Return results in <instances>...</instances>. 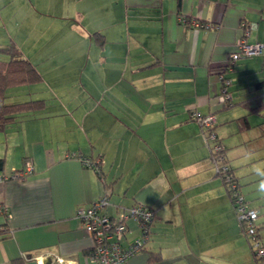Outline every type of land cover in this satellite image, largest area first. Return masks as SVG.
I'll return each mask as SVG.
<instances>
[{"label":"crops","instance_id":"0c3cea01","mask_svg":"<svg viewBox=\"0 0 264 264\" xmlns=\"http://www.w3.org/2000/svg\"><path fill=\"white\" fill-rule=\"evenodd\" d=\"M241 38L264 46V0H0V47L16 46L40 75L5 89V103L28 107L0 126V264H94L74 213L104 193L110 216L133 203L153 210L128 264H256L191 119L214 116L241 188L245 178L259 189L264 50L235 63L231 99L218 98L217 73ZM27 161L33 172L10 178ZM256 195L247 207L262 223ZM126 226L130 242L139 231Z\"/></svg>","mask_w":264,"mask_h":264},{"label":"built area","instance_id":"2783aa9c","mask_svg":"<svg viewBox=\"0 0 264 264\" xmlns=\"http://www.w3.org/2000/svg\"><path fill=\"white\" fill-rule=\"evenodd\" d=\"M264 46L255 43L249 44L244 38L237 40L235 49L229 54L226 64L217 75V80L222 83L221 92L218 96L221 103L230 101L231 93L228 88L231 79L227 75L233 72L235 63L246 57L260 55ZM191 118L205 131V139L212 141V150L218 152L221 146L215 142V134L211 130L215 122L213 115H202L196 111L192 112ZM86 167L95 171L99 169V160L81 159ZM214 162V161H213ZM215 165V173L218 164ZM222 170L226 167L222 166ZM33 172V166L27 161L23 170L13 171L10 178H25ZM7 178H0L4 180ZM235 185L231 188L234 189ZM235 191H233V195ZM111 196L105 193L88 207H77L74 213L75 219L83 228L91 240L88 259L94 264H127L129 259L140 252L149 240V230L153 222L154 213L150 207L133 203L118 211L117 216L108 215L104 208L110 203ZM234 206L239 221L243 223L244 234L254 235V222L257 218L255 209L247 208L241 196H235ZM133 220L138 228L139 236L128 242L125 239L127 233L126 222ZM256 256L264 257V247L258 243L254 244ZM62 263L57 258L56 264ZM264 264V263H261Z\"/></svg>","mask_w":264,"mask_h":264},{"label":"trees","instance_id":"16d2710c","mask_svg":"<svg viewBox=\"0 0 264 264\" xmlns=\"http://www.w3.org/2000/svg\"><path fill=\"white\" fill-rule=\"evenodd\" d=\"M0 54H4L8 57L5 60L0 59V126L4 127L5 124H8V122L14 118L12 115L13 113L18 111L19 109L28 107V105H26L27 103H24V104L5 103V98H6L5 89L8 86L34 82L39 79L40 75L36 71V69L33 67V65L27 59L22 57V54L19 51V49L13 44H10L6 47H0ZM219 83H220V90H221L222 83L221 82ZM226 106H228V104ZM214 124H213V127H214ZM240 125L241 127L247 126V121L245 118L240 119ZM213 127L211 129L212 131L214 130ZM206 141L208 142L209 145L210 143L211 144L214 143L212 141H208V140ZM215 142H217L216 139H215ZM210 152H211V156H212L214 163L218 164V170L216 171L215 174L217 177H219V179L223 183L225 190L227 192V195L235 211V206H234L235 196H241L243 199V203L245 205L247 203L245 195L241 191V185L238 181L237 176L234 173V169L227 163V159L225 156V149L221 148L218 152H214L212 150V147H210ZM88 159L91 160L90 158ZM222 166H225L226 169L222 170L221 168ZM2 167H3V161L0 159V169ZM99 170L100 169H98L97 172H99ZM232 185H235L234 189L231 188ZM233 191H235L234 195H233ZM247 208H251V207H247ZM251 209H255L257 211V218L254 222V228H255L254 235L252 236L245 235L243 223L239 221V224H240L241 231L248 244L249 251L253 257V260L255 261L256 264H261V263H264V257L256 256V250L254 248V244L258 243L261 247H264V242H262V237H264V235H262V232H261L262 230H264V222L262 223L258 222V217H260L259 211L256 208H251ZM127 230H128V227H127ZM149 234H150V230H149ZM138 236H139V232H138ZM125 239H126V235H125ZM144 249H145V246L142 250ZM159 259L160 258H158L153 253L151 252L149 253L148 262L158 261Z\"/></svg>","mask_w":264,"mask_h":264},{"label":"rangeland","instance_id":"374dc122","mask_svg":"<svg viewBox=\"0 0 264 264\" xmlns=\"http://www.w3.org/2000/svg\"><path fill=\"white\" fill-rule=\"evenodd\" d=\"M259 176H261V177H259V178L257 177L258 178L257 182L260 183L261 185H259V189L257 188L256 191L254 189L255 187L249 188L248 184L244 181V180H246L245 178H241V181H242V188L241 189L243 190V193L246 196L245 198H247L250 194H257L258 195V192H259V195L261 196L262 193H264V190H261V189H264V175H259ZM246 178H247V176H246ZM251 190H253V191H251ZM261 199L264 200V197H262ZM246 205H247V203H246ZM258 220H260L259 217H258ZM261 232H262V235H264V230H262ZM262 242H264V237H262Z\"/></svg>","mask_w":264,"mask_h":264},{"label":"bare ground","instance_id":"6f19581e","mask_svg":"<svg viewBox=\"0 0 264 264\" xmlns=\"http://www.w3.org/2000/svg\"><path fill=\"white\" fill-rule=\"evenodd\" d=\"M108 205H109V204H108ZM108 205H107V206H108ZM107 206L104 208V210L107 208ZM115 217H116V216H115Z\"/></svg>","mask_w":264,"mask_h":264},{"label":"clouds","instance_id":"9594fccd","mask_svg":"<svg viewBox=\"0 0 264 264\" xmlns=\"http://www.w3.org/2000/svg\"><path fill=\"white\" fill-rule=\"evenodd\" d=\"M231 93V92H230Z\"/></svg>","mask_w":264,"mask_h":264}]
</instances>
